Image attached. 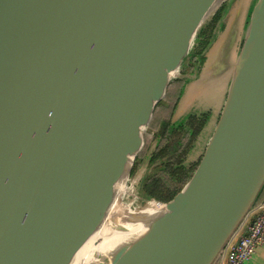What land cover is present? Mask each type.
<instances>
[{
	"label": "water",
	"instance_id": "95a60500",
	"mask_svg": "<svg viewBox=\"0 0 264 264\" xmlns=\"http://www.w3.org/2000/svg\"><path fill=\"white\" fill-rule=\"evenodd\" d=\"M24 1L0 0V264H73L116 206L137 236L103 264H218L264 190V0ZM180 77L171 125L207 119L163 202L130 171Z\"/></svg>",
	"mask_w": 264,
	"mask_h": 264
},
{
	"label": "rangeland",
	"instance_id": "374dc122",
	"mask_svg": "<svg viewBox=\"0 0 264 264\" xmlns=\"http://www.w3.org/2000/svg\"><path fill=\"white\" fill-rule=\"evenodd\" d=\"M225 4L223 3L222 6L216 11V14L213 17L212 22L209 23V25H207L205 27V29L203 30L205 32V35L204 34L199 35L200 38H203V39L207 38L209 41L211 40L215 31L218 30V26H219L218 22L220 20L221 14L223 13L224 9L226 8ZM244 4H246V10L249 11L250 8L254 4V0H246L244 2ZM239 22H240V17H239ZM200 41L198 40V42L196 43V46H193L194 47L192 50L193 55H190V57L188 58V60H187L188 64L186 65V63H185L184 66L182 67V70L180 72L182 75H186L188 73H191L192 70L195 68V64L197 63V59L200 57L201 53H204L206 51V48L209 44V41L203 47V49H201L199 47ZM234 57H235V53L233 51L231 54V57L228 58L229 62H231ZM185 82H186V77H182V78L180 77L178 79H173L170 82V84L168 85L167 92L163 98L166 101V102L163 101V103H167V104H165V106L157 105L155 107L154 113L152 115L153 118H152L151 122L149 123V125L147 126L146 130L144 131V135H143L144 144H143L141 150L138 152L137 156L133 160V165H132L131 171H130V178H131L130 184L132 183V187L137 188L138 185L141 183L140 180L142 177L148 176L149 174L153 175L154 172L155 173L159 172L156 170V168L158 166H160V160L156 159V161H155L150 156L154 150V145L156 144V142L159 139V138L155 139L152 136V133L155 130H157L158 124L162 120L168 121V122L171 121L173 111H174L177 104L175 105L174 109L171 110L172 102H170V101L172 99H177L180 96L182 87H183ZM168 101H169V103H168ZM178 101H179V98H178ZM178 101H177V103H178ZM169 116H170V118H169ZM170 123H168V127L170 128V130H175V129L181 128V126H179V125L178 126H175V125L172 126ZM163 142H164V140H162L159 144H162ZM182 142L183 143L180 147L181 149L186 144L187 137L183 138ZM150 157H151V159H150ZM196 166H197V162H196ZM124 198L128 199V198H131V196L129 194L128 195L126 194Z\"/></svg>",
	"mask_w": 264,
	"mask_h": 264
},
{
	"label": "flooded vegetation",
	"instance_id": "af4514ba",
	"mask_svg": "<svg viewBox=\"0 0 264 264\" xmlns=\"http://www.w3.org/2000/svg\"><path fill=\"white\" fill-rule=\"evenodd\" d=\"M166 92H167V90H166ZM178 98L177 99H172L170 101V102H172V108H171V110L174 109L175 105L177 104ZM163 101H165V99H162V101L159 104H157V105L165 106V104H167V103H163ZM168 103H169V101H168ZM152 118H153V116H152ZM152 118H151V120H152ZM169 118H170V116H169ZM151 120H150V122H151ZM168 123H169L168 121L162 120L158 124L157 130H155L152 133V136L155 139L156 138H159V139L157 141L158 143L156 142V144L154 145V150H153V152L151 153L150 156L155 161H156V159L160 160V166H158L156 168V170L159 171V172L156 171L157 173L154 172L153 175H150L149 174L148 176H145L146 178H144L143 183H147L149 181V178H151L153 176L155 178H160V177H163L164 176L163 177L164 183H168V185H169L168 187H165V188H167V190L171 191L176 185H178V183H182L184 181V179L189 174L190 168L193 165H196V163L191 164L187 168L181 167L182 168L181 170L183 171V174H180L177 171H175L173 173L172 170L169 168V167L172 166V163L171 162H174L173 161L174 159L181 160L180 163L178 164V165H181V163L183 161V158L185 156V154L182 155V150L184 149V147L186 145L185 144L182 147V149L180 148L181 145H182V143H183L182 140L185 137H187V139H189L190 134L187 131L186 126H183V127L179 128V129H175V130H170V128L168 127ZM187 124H188V122H187ZM195 125H197V124H195ZM162 140H164V142L162 144H159ZM151 157H150V159H151ZM165 163H167V165H163ZM178 165H177V168H179ZM172 168L173 169H177L175 167V165H173ZM161 185H164V184H161ZM165 188H163V189H165Z\"/></svg>",
	"mask_w": 264,
	"mask_h": 264
},
{
	"label": "bare ground",
	"instance_id": "6f19581e",
	"mask_svg": "<svg viewBox=\"0 0 264 264\" xmlns=\"http://www.w3.org/2000/svg\"><path fill=\"white\" fill-rule=\"evenodd\" d=\"M222 0H215L214 4L210 8L212 11ZM34 0H25L20 9V14L23 16H28L34 14L33 5ZM116 204V200L112 207ZM118 207L116 206L111 210V215H106V218L99 230L84 246L81 251L78 260L73 264H103L107 260H110V256L113 251L126 241L130 242L134 240L137 236V222L134 225H126L127 230L125 232L116 231L115 221L112 215L116 214ZM129 214V213H128ZM140 225V222H138ZM141 227V226H140Z\"/></svg>",
	"mask_w": 264,
	"mask_h": 264
},
{
	"label": "built area",
	"instance_id": "2783aa9c",
	"mask_svg": "<svg viewBox=\"0 0 264 264\" xmlns=\"http://www.w3.org/2000/svg\"><path fill=\"white\" fill-rule=\"evenodd\" d=\"M246 226V231L242 227ZM264 247V200L258 202L224 248L218 264H249Z\"/></svg>",
	"mask_w": 264,
	"mask_h": 264
},
{
	"label": "trees",
	"instance_id": "16d2710c",
	"mask_svg": "<svg viewBox=\"0 0 264 264\" xmlns=\"http://www.w3.org/2000/svg\"><path fill=\"white\" fill-rule=\"evenodd\" d=\"M201 34L205 35V32L201 31L199 35H201ZM208 41L209 40L207 38L202 39L199 42V47L201 49H203V47L208 43ZM206 119H207V115H205V114L201 115L200 117L190 116L182 125H179L181 127L186 126L187 131L189 132L190 136H189V139H187V142H186V145H185L184 149L182 150V155L185 154V156L183 158V161H182L181 165H178L180 163V161H181V160H178V159H174L173 160L174 162H171L172 166L170 165L171 167H169V168L172 170L173 173L175 171H177L180 174H183V171L181 170L182 169L181 167L187 168L191 164L196 163V162H194V163H191L189 165H184V161H185L186 155H187V153H188L193 141L195 140L197 134L201 130L202 126L204 125ZM187 122H188V124H187ZM195 124H197V125H195ZM176 164L178 165L179 168H177ZM163 165H167V163H165ZM173 165H175V167L178 170L177 169H173L172 168ZM195 168H196V165H193L190 168L189 174L184 179V181L182 183H178V185H176L171 191H169V190H167V188H165V187H168L169 185H168V183H164V181H163V177L164 176L160 177V178H155L154 176L149 178V181L147 183H143L142 189L144 190L145 195L147 197H149V198H155L156 200L163 201V202L169 201L180 191V189L183 187V185L189 180V178L192 175V173H193ZM161 184H164V185H161ZM163 188H165L166 190L163 189ZM150 207L157 209V207H154V205H152Z\"/></svg>",
	"mask_w": 264,
	"mask_h": 264
},
{
	"label": "crops",
	"instance_id": "0c3cea01",
	"mask_svg": "<svg viewBox=\"0 0 264 264\" xmlns=\"http://www.w3.org/2000/svg\"><path fill=\"white\" fill-rule=\"evenodd\" d=\"M263 200H264V190L261 193L257 203L261 202ZM242 231L243 232L246 231V226L242 227ZM249 264H264V247L263 248H259L256 251L255 255L252 257V259L250 260Z\"/></svg>",
	"mask_w": 264,
	"mask_h": 264
}]
</instances>
